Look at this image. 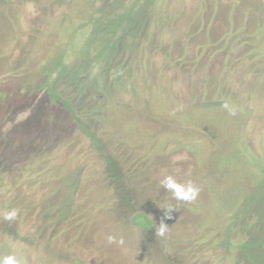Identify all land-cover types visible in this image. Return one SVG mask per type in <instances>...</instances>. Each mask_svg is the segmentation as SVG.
Returning a JSON list of instances; mask_svg holds the SVG:
<instances>
[{
  "label": "rangeland",
  "instance_id": "rangeland-1",
  "mask_svg": "<svg viewBox=\"0 0 264 264\" xmlns=\"http://www.w3.org/2000/svg\"><path fill=\"white\" fill-rule=\"evenodd\" d=\"M165 175L196 199L176 200ZM12 252L264 264V0H0V255Z\"/></svg>",
  "mask_w": 264,
  "mask_h": 264
},
{
  "label": "clouds",
  "instance_id": "clouds-1",
  "mask_svg": "<svg viewBox=\"0 0 264 264\" xmlns=\"http://www.w3.org/2000/svg\"><path fill=\"white\" fill-rule=\"evenodd\" d=\"M224 107L228 108V105L225 104ZM160 183L163 185L164 188L169 190L172 193L173 197L178 201H193L196 199L199 193V189L192 183L189 182L187 184H183L177 182V180L174 179L171 175H165L160 181ZM160 208L164 211V217L158 223L156 231L159 236H164L168 226V223H166V221L172 218L173 213L176 211V208L171 205H165ZM17 214L18 210L12 209L4 213V218L6 220L12 221L16 218ZM140 222L146 223L147 218L141 215ZM109 239L111 240L113 238L109 237ZM0 264H25V257L23 255L18 256L15 252L9 253L7 255H0Z\"/></svg>",
  "mask_w": 264,
  "mask_h": 264
}]
</instances>
